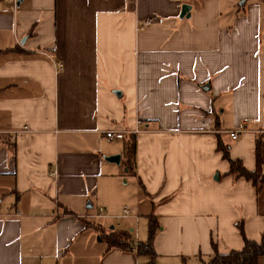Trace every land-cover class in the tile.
I'll list each match as a JSON object with an SVG mask.
<instances>
[{
	"label": "crops",
	"instance_id": "obj_1",
	"mask_svg": "<svg viewBox=\"0 0 264 264\" xmlns=\"http://www.w3.org/2000/svg\"><path fill=\"white\" fill-rule=\"evenodd\" d=\"M237 1L0 0V264H207L260 240L264 188L219 147L253 172L260 134L264 160V0Z\"/></svg>",
	"mask_w": 264,
	"mask_h": 264
},
{
	"label": "trees",
	"instance_id": "obj_2",
	"mask_svg": "<svg viewBox=\"0 0 264 264\" xmlns=\"http://www.w3.org/2000/svg\"><path fill=\"white\" fill-rule=\"evenodd\" d=\"M222 150V156L229 165V173L235 175V177H242L247 181H250L257 190L264 188V160H263V136L257 134L254 145V157L256 163V169L253 172L245 170L240 162L231 160L228 154L227 145H219ZM126 161L127 164H132L134 158L133 144L129 143L126 149ZM156 224L154 220L149 221L147 244L144 247L139 248V253L145 254L149 261L153 258V252L149 246V242L154 234ZM240 231V230H239ZM124 235L122 233H110L104 235L102 238L109 247L123 246L122 242ZM243 236V235H242ZM243 238V246L240 250H231L226 254L214 253L207 264H263L264 262V229L261 233L260 240L258 242L247 240ZM101 239V237H99ZM151 264V263H150Z\"/></svg>",
	"mask_w": 264,
	"mask_h": 264
},
{
	"label": "built area",
	"instance_id": "obj_3",
	"mask_svg": "<svg viewBox=\"0 0 264 264\" xmlns=\"http://www.w3.org/2000/svg\"><path fill=\"white\" fill-rule=\"evenodd\" d=\"M14 2L16 0H13ZM150 22V19L149 18H144L142 19L141 21H138L137 24H138V27L141 28L142 26L148 24ZM54 64L59 67V64L57 62H54ZM142 121L139 117H135L134 118V125L131 129H129L128 132H130L131 134L135 135L136 133L139 132V128H140V125H141ZM204 126L205 129L208 128V123L207 122H203L202 124ZM240 130L239 129H234V130H230L228 131V136L231 140H236L237 137H238V134H239ZM123 133L124 131L123 130H115V129H107L105 131H103V136L105 137L106 140H113V139H120L123 137ZM102 212L101 209H98V215H100V213ZM129 214V210L127 208H123L122 211H121V215H117V216H114L112 218H115L116 220L122 218V217H126L128 216ZM127 247H129V249L131 251H134L136 252L137 251V245L136 244H130L128 243L127 244Z\"/></svg>",
	"mask_w": 264,
	"mask_h": 264
},
{
	"label": "water",
	"instance_id": "obj_4",
	"mask_svg": "<svg viewBox=\"0 0 264 264\" xmlns=\"http://www.w3.org/2000/svg\"><path fill=\"white\" fill-rule=\"evenodd\" d=\"M189 4L187 3H183L181 4V7H180V12H179V17H188L189 16ZM118 159V156H110V157H107L106 160L107 161H112V160H116Z\"/></svg>",
	"mask_w": 264,
	"mask_h": 264
},
{
	"label": "rangeland",
	"instance_id": "obj_5",
	"mask_svg": "<svg viewBox=\"0 0 264 264\" xmlns=\"http://www.w3.org/2000/svg\"><path fill=\"white\" fill-rule=\"evenodd\" d=\"M240 0H238L237 2H239Z\"/></svg>",
	"mask_w": 264,
	"mask_h": 264
}]
</instances>
